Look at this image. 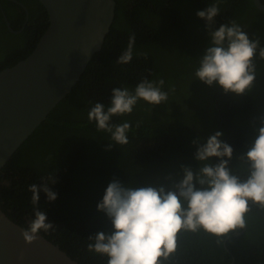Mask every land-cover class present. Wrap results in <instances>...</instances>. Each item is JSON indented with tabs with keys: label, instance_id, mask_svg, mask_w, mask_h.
<instances>
[{
	"label": "trees",
	"instance_id": "1",
	"mask_svg": "<svg viewBox=\"0 0 264 264\" xmlns=\"http://www.w3.org/2000/svg\"><path fill=\"white\" fill-rule=\"evenodd\" d=\"M17 1L27 8L28 19L20 32L13 33L2 11L13 29L24 24L26 11L15 2L0 0V70L25 58L48 25L38 0ZM114 1V19L101 49L0 170V209L23 228L34 219L28 186L50 182L57 198L49 202L41 191L38 207L54 227L40 234L78 264H107L106 256L89 252L87 245L90 234L109 227L97 203L114 178L128 186L170 189L183 177L181 165L199 167L192 141L200 137L204 143L220 131L219 139L234 149L229 166L244 179L249 169L241 156L251 146L246 140H252L250 135H255L264 117V59L258 55L256 78L244 94L225 93L217 83L209 86L195 78L208 41L206 21L197 11L216 3L220 12L214 27L235 20L264 47V10L253 0ZM132 34V60L119 64L116 60ZM145 78L163 79L168 100L154 106L141 99L132 113L113 116V125L130 124L129 143L113 144L111 133L98 131L88 112L97 102L105 109L110 106L113 88L134 91ZM165 264H264V207L249 202L244 226L224 236L202 228L182 229L176 251Z\"/></svg>",
	"mask_w": 264,
	"mask_h": 264
},
{
	"label": "clouds",
	"instance_id": "2",
	"mask_svg": "<svg viewBox=\"0 0 264 264\" xmlns=\"http://www.w3.org/2000/svg\"><path fill=\"white\" fill-rule=\"evenodd\" d=\"M219 12L218 5L213 3L196 13L206 21L208 41L195 78L209 86L215 82L225 93L241 95L253 86L254 58L258 55L264 59V47L260 46L259 39H250L235 20L214 27ZM134 44L135 34H132L117 63L131 62ZM88 52L85 51V55ZM164 84L163 79L145 78L134 91L127 87L113 88L110 106L105 109L103 103H95L88 112V119L96 122L98 131L111 133L113 144L126 145L130 124L113 125L111 118L132 113L141 99L154 106L167 101L168 92L162 90ZM254 131L257 133L254 141L241 156L248 162L249 169L244 179L229 166L234 149L219 139L220 131L204 143L200 137L192 141L196 145L194 159L199 167L181 165L183 177L170 189L163 185L128 186L114 178L97 203V210L105 214L109 227L88 236L91 241L88 251L106 256L107 264H165L176 251L177 234L182 229L195 232L202 228L219 237L242 228L249 202L264 207V117ZM213 157L217 158L216 162L212 161ZM49 183L42 180L40 185L28 186L34 219L22 229L26 243H32L41 232L54 227L47 212L38 207L41 191L49 202L57 198Z\"/></svg>",
	"mask_w": 264,
	"mask_h": 264
},
{
	"label": "water",
	"instance_id": "3",
	"mask_svg": "<svg viewBox=\"0 0 264 264\" xmlns=\"http://www.w3.org/2000/svg\"><path fill=\"white\" fill-rule=\"evenodd\" d=\"M38 1L46 29L25 58L0 70V170L70 92L114 19V0ZM253 3L264 10L261 0ZM22 229L0 209V264H78L42 234L26 243Z\"/></svg>",
	"mask_w": 264,
	"mask_h": 264
},
{
	"label": "flooded vegetation",
	"instance_id": "4",
	"mask_svg": "<svg viewBox=\"0 0 264 264\" xmlns=\"http://www.w3.org/2000/svg\"><path fill=\"white\" fill-rule=\"evenodd\" d=\"M10 1H12V2H15V3H17V4H19L25 11H26V16H25V22H24V24H22L21 25V28L23 29V27H24V25H25V23H26V21H27V19H28V15H27V8L21 3V2H19V1H17V0H10ZM2 9V7H1V4H0V10ZM261 10V9H260ZM2 14H3V16H4V20H5V22H6V25H8L7 23H9V25H10V22H9V20L7 19V17H6V15H5V13L2 11ZM8 27V26H7ZM10 27H11V25H10ZM12 28V27H11ZM21 28H19V29H13L11 32H13V33H18V32H15V31H17V30H20ZM9 29V28H8ZM261 60V59H260ZM259 60V61H260ZM256 132H255V135H250V138L252 139L251 141H250V139L249 140H246V145H248V144H250V143H252L253 141H254V139H255V136H256ZM253 136V137H252Z\"/></svg>",
	"mask_w": 264,
	"mask_h": 264
}]
</instances>
